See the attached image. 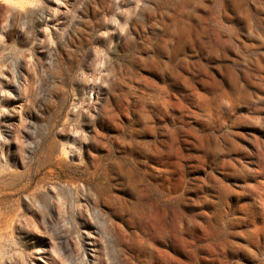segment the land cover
Segmentation results:
<instances>
[{"label": "rangeland", "instance_id": "obj_1", "mask_svg": "<svg viewBox=\"0 0 264 264\" xmlns=\"http://www.w3.org/2000/svg\"><path fill=\"white\" fill-rule=\"evenodd\" d=\"M0 264H264V0H0Z\"/></svg>", "mask_w": 264, "mask_h": 264}]
</instances>
